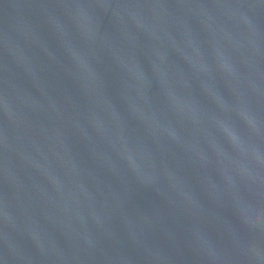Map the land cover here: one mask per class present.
Listing matches in <instances>:
<instances>
[{
    "label": "water",
    "instance_id": "water-1",
    "mask_svg": "<svg viewBox=\"0 0 264 264\" xmlns=\"http://www.w3.org/2000/svg\"><path fill=\"white\" fill-rule=\"evenodd\" d=\"M0 264H264V0H0Z\"/></svg>",
    "mask_w": 264,
    "mask_h": 264
}]
</instances>
